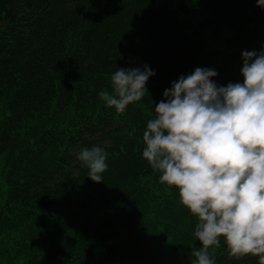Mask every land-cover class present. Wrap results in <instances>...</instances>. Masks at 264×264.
<instances>
[{"label":"trees","instance_id":"16d2710c","mask_svg":"<svg viewBox=\"0 0 264 264\" xmlns=\"http://www.w3.org/2000/svg\"><path fill=\"white\" fill-rule=\"evenodd\" d=\"M225 28L220 57L209 35ZM261 49L257 0H0V264H190L196 218L142 157L143 130L181 74L242 82V51ZM144 64L149 92L107 108L111 73ZM93 145L108 153L99 183L77 158ZM213 247L216 264H258Z\"/></svg>","mask_w":264,"mask_h":264},{"label":"clouds","instance_id":"9594fccd","mask_svg":"<svg viewBox=\"0 0 264 264\" xmlns=\"http://www.w3.org/2000/svg\"><path fill=\"white\" fill-rule=\"evenodd\" d=\"M264 9V0H257ZM242 82L219 85L217 70L181 74L154 105L143 130L142 157L161 184L179 190V202L196 218L190 264H216L223 242L230 258L252 255L264 264V49L242 51ZM156 74L148 64L117 67L99 99L124 113L140 101ZM77 158L87 176L103 182L108 153L83 147Z\"/></svg>","mask_w":264,"mask_h":264},{"label":"rangeland","instance_id":"374dc122","mask_svg":"<svg viewBox=\"0 0 264 264\" xmlns=\"http://www.w3.org/2000/svg\"><path fill=\"white\" fill-rule=\"evenodd\" d=\"M179 22L183 24H195L201 19V15L199 13H187V12H181L178 16ZM192 32V30H190ZM233 34V30L230 28H225L220 34L210 33L209 39L212 42V46L215 48V50L221 51L220 57L225 56L226 52V39L227 37L231 36ZM1 123V122H0ZM25 132L22 131L21 135H24ZM4 167V160L2 157H0V201L3 202L4 197L6 195L7 191V184L5 180V172L3 170Z\"/></svg>","mask_w":264,"mask_h":264}]
</instances>
